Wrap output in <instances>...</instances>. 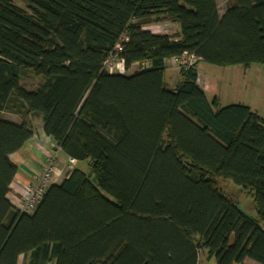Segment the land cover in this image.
Returning <instances> with one entry per match:
<instances>
[{"label": "trees", "instance_id": "obj_1", "mask_svg": "<svg viewBox=\"0 0 264 264\" xmlns=\"http://www.w3.org/2000/svg\"><path fill=\"white\" fill-rule=\"evenodd\" d=\"M21 1L0 0V264H198L204 249L218 264H264V117L197 82L199 62L264 65V0H224L222 14L217 0ZM163 21L178 31L145 29ZM184 52L199 60L172 89L166 63ZM111 57L140 68L111 72ZM35 118L91 173L72 169L24 212L7 197L11 155ZM219 177L253 195L258 219Z\"/></svg>", "mask_w": 264, "mask_h": 264}, {"label": "rangeland", "instance_id": "obj_2", "mask_svg": "<svg viewBox=\"0 0 264 264\" xmlns=\"http://www.w3.org/2000/svg\"><path fill=\"white\" fill-rule=\"evenodd\" d=\"M17 4L27 9L26 3L21 0H15ZM220 13L225 11V1L217 0ZM152 31L159 34H173L178 31V26L169 21H163L151 24ZM148 26L145 27V29ZM118 61H115L117 63ZM108 66V65H106ZM167 73L171 84L175 81L172 79V75L177 74L180 69L179 64L170 66L172 68ZM107 70L111 71L109 67ZM140 65H134L131 69H121L120 71L114 70V73L131 74L139 70ZM198 73L203 79L200 86L208 94L209 100H213L214 96L217 98V102L220 106H226L229 104H245L252 105L259 109V114L264 116V65L254 64L251 68L245 69L242 65L220 67L205 62H199L197 64ZM209 79V80H208ZM41 77L34 75L30 71L23 73L22 83L28 88H35L41 82ZM171 85V87H172ZM170 87V86H169ZM72 169L79 168L86 173H91V165L89 160H82L71 164ZM71 168L65 169L64 175H68ZM92 181L96 183L95 177H91ZM217 187L223 191L226 195L236 200L238 206L251 217L258 219L256 211V204L253 195L242 186L234 183L229 179L216 178ZM198 264H218L215 257L210 258L207 250H202L199 253ZM241 264H259L252 259H246Z\"/></svg>", "mask_w": 264, "mask_h": 264}, {"label": "crops", "instance_id": "obj_3", "mask_svg": "<svg viewBox=\"0 0 264 264\" xmlns=\"http://www.w3.org/2000/svg\"><path fill=\"white\" fill-rule=\"evenodd\" d=\"M146 29L152 31L151 25H149L148 28ZM175 64L176 63L174 61V58L167 60L166 70H165V81L168 84V86H170V88L172 89H175L182 80L180 69L179 72H177V74L172 75V79L175 81L173 85L169 80L171 75L166 78L169 70L173 69V67L170 68V66H173ZM249 68H245V69H249ZM248 106L252 110L259 113V109H257L256 107L252 105H248ZM2 116L8 120L18 123L23 121L20 115L10 111H3ZM32 123L34 126L33 137L18 152L13 153L11 155L12 161L17 166V171L12 183L10 184V190L8 192L7 197L14 206H16L17 204H19L24 200L26 186L36 182L38 176L43 171L45 164L48 160V157L50 155L53 156L56 161V176L53 184H59L63 181V179L67 176L64 175L63 177L65 169L66 170L67 168L72 169L71 165L68 164V157L64 155L59 148L56 147V144L54 143L52 138L45 134L43 130V123L41 118L32 119ZM28 262H29L28 259L24 258L23 256L20 257L19 264H28ZM48 264H55V261H52Z\"/></svg>", "mask_w": 264, "mask_h": 264}, {"label": "built area", "instance_id": "obj_4", "mask_svg": "<svg viewBox=\"0 0 264 264\" xmlns=\"http://www.w3.org/2000/svg\"><path fill=\"white\" fill-rule=\"evenodd\" d=\"M115 57H111L106 61V67L111 69V72L114 70L120 71L121 69H125L122 61H118L115 63ZM199 58L189 52H184L181 56L174 57L175 63L180 65V68H189L191 66L196 65ZM202 75L198 73L197 82L200 83L203 81L201 78ZM76 160L72 157H68V164L71 165L75 163ZM56 176V161L53 156H49L48 160L45 164V167L41 174L38 176L36 182L29 184L25 188V197L22 202L16 205V207L24 212H33L37 205L41 202L45 192L47 189L54 183Z\"/></svg>", "mask_w": 264, "mask_h": 264}]
</instances>
